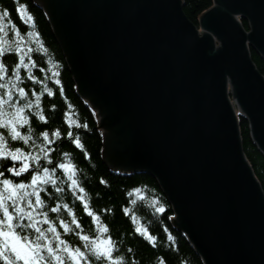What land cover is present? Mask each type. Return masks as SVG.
<instances>
[{"label": "water", "instance_id": "1", "mask_svg": "<svg viewBox=\"0 0 264 264\" xmlns=\"http://www.w3.org/2000/svg\"><path fill=\"white\" fill-rule=\"evenodd\" d=\"M34 1L97 113L109 168L156 178L204 264H264V191L239 129L249 122L264 156L250 53L264 58V0H213L200 30L182 0Z\"/></svg>", "mask_w": 264, "mask_h": 264}, {"label": "trees", "instance_id": "2", "mask_svg": "<svg viewBox=\"0 0 264 264\" xmlns=\"http://www.w3.org/2000/svg\"><path fill=\"white\" fill-rule=\"evenodd\" d=\"M182 2L184 13L196 25L199 24L202 15L214 5L213 0H182ZM28 16H32V19H27ZM242 23L248 30V22L243 20ZM17 30L20 36L24 37V41L16 35ZM28 32H32L33 36L29 37ZM36 35L40 44L47 50L46 54L42 50L33 53L35 63L31 67L36 80L32 81L23 68L20 70L24 78L20 86L25 87L30 99H35L32 96L33 91L40 97L39 109L34 106L29 113L32 135L38 138L39 144H42L43 138L39 136L41 132L47 130L52 139V131L59 130L60 136L54 138L55 143L47 146L54 149V154L49 155L53 161L74 165L80 185L85 189L84 199L88 202L89 208L100 217L98 223L101 233L104 238L110 235L115 241L117 246L115 255L124 257L126 264L132 262L160 264L161 257L165 264H204L187 237L177 229L174 222L175 213L156 178L148 173H121L110 169L107 165L103 156V134L99 129L96 114H93L94 111L77 92L73 74L44 10L37 6L34 0H0V41L5 47L10 41L17 44L26 42L35 50L38 47L34 42ZM250 53L252 61L264 76L263 57L254 49H251ZM3 62L10 75L17 58L6 54ZM57 80L59 84H56ZM46 89L50 90L52 95H48ZM37 110L40 115L45 116V121H38L35 115H32ZM239 124L245 156L264 191V156L251 139L249 122L240 119ZM84 125L87 127L85 128ZM27 128L28 125L22 131L26 133ZM68 131L73 133L72 143L67 142ZM76 137L79 138L80 145L75 143ZM6 139L8 147L12 149L19 146L24 151L36 152V149H29L22 142H12L7 134ZM64 153L68 156L64 157ZM42 166L51 167L43 162V159ZM7 167L8 164L5 162L4 168ZM34 168L35 165L33 170ZM57 175L60 173L58 172ZM19 181H30V174H22L17 182ZM67 183L66 180L64 183H58L63 189L62 193H55L50 185L45 186L49 191L42 194L45 200L42 211L48 212L49 219L56 223L63 239L73 247L82 246L83 242L76 235L81 229H76L73 225L72 232L63 234L59 220L63 219L71 225V217L64 210L63 204L68 203L74 210L82 225L83 234L95 237L96 225L92 224L91 217L84 213L80 200L71 189L67 188ZM134 188L140 191H132ZM153 197L159 198L163 211L158 210L159 205L154 202ZM57 201L61 205L60 212L52 213L50 208ZM104 225H107L106 232ZM136 228L141 229L143 236L135 231ZM147 235L157 237L155 244L144 239Z\"/></svg>", "mask_w": 264, "mask_h": 264}, {"label": "snow or ice", "instance_id": "3", "mask_svg": "<svg viewBox=\"0 0 264 264\" xmlns=\"http://www.w3.org/2000/svg\"><path fill=\"white\" fill-rule=\"evenodd\" d=\"M27 19H32V16H28ZM16 35L24 41L19 30ZM27 35L31 37L33 33L28 32ZM34 42L38 46L35 50L26 42L17 44L10 41L5 47L0 41V264H66V261L67 264H126L124 257L115 255L117 246L112 237L109 235L104 238L101 233L98 223L100 217L89 208L88 202L84 199L85 189L80 185L74 165L51 159L49 154H54V149L47 146L55 143L54 138L60 136L59 130L52 131V139L47 130L41 132L39 136L43 138L42 144H39L38 138L32 135L29 113L34 106L39 109L40 97L33 91L32 96L35 99H30L25 87L20 86L24 79L20 70L23 68L32 81L36 80L31 67L35 63L33 53L42 50L46 54L47 50L40 44L38 35ZM6 54L17 58L10 75L3 62ZM26 59L27 62H25ZM56 84H59V80ZM46 91L48 95H52L50 90L46 89ZM21 100L24 102L21 103ZM32 115H35L38 121H45V116L40 115L38 110ZM26 125L28 128L25 133L22 129ZM84 127L86 128L87 125ZM6 134L12 142H22L29 149H36V152L24 151L19 146L14 149L8 147ZM67 136V142L72 143L73 133L68 131ZM75 143L80 145L78 137L75 138ZM63 156L67 157L68 154L64 153ZM42 159L51 167L42 166ZM5 162L8 164L7 168H4ZM33 165H35L34 170ZM58 172L60 175H57ZM22 174H30V181L17 182ZM65 180L68 182L67 188L71 189L80 200L84 213L91 217V223L96 225L95 237L83 234L82 225L74 210L68 203L63 204L64 210L71 217V225L63 219L59 220L63 234L72 232L73 225L76 229H81L76 235L83 242L82 246L73 247L63 239L56 223L49 219L48 212L42 211L45 206L42 194L49 191L45 186L50 185L52 191L62 193L63 189L58 186V183H64ZM132 191L140 190L134 188ZM153 200L159 205L158 210L163 211L159 198L153 197ZM38 209L41 210L38 211ZM60 209L61 205L57 201L50 211L59 213ZM104 231H107V225H104ZM135 231L143 236L141 229L136 228ZM144 239L155 244L157 237L147 235ZM159 260L160 264H165L162 257Z\"/></svg>", "mask_w": 264, "mask_h": 264}, {"label": "bare ground", "instance_id": "4", "mask_svg": "<svg viewBox=\"0 0 264 264\" xmlns=\"http://www.w3.org/2000/svg\"><path fill=\"white\" fill-rule=\"evenodd\" d=\"M183 7H184V5H183ZM188 18V17H187ZM240 21V23H241V25L244 27V25H243V23H242V19H240L239 20ZM244 30L245 31H247V32H249L250 31V25H249V23H248V30L244 27ZM262 57V56H261ZM264 59V58H263ZM254 63V62H253ZM255 64V63H254ZM256 66V65H255ZM257 68V67H256ZM260 72V71H259ZM264 77V76H263ZM245 120V119H244ZM239 123H240V119H239ZM239 129H240V124H239ZM250 129V128H249ZM252 168V167H251ZM138 173H148V172H144V171H137ZM148 174H150V173H148ZM151 175V174H150ZM153 176V175H152Z\"/></svg>", "mask_w": 264, "mask_h": 264}, {"label": "rangeland", "instance_id": "5", "mask_svg": "<svg viewBox=\"0 0 264 264\" xmlns=\"http://www.w3.org/2000/svg\"><path fill=\"white\" fill-rule=\"evenodd\" d=\"M44 13H45V11H44ZM45 15H46V18H47V20H48V17H47V14L45 13ZM49 21V20H48ZM192 22V21H191ZM197 27H198V29L200 30V26H199V24L197 25ZM216 44V46H218V43H215ZM66 60V59H65ZM67 63V62H66ZM68 65V64H67ZM258 69V68H257ZM259 71V70H258ZM241 139H242V137H241ZM242 148H243V144H242ZM243 151H244V149H243ZM250 164V163H249ZM253 170V169H252ZM254 172V171H253ZM255 174V173H254ZM256 176V175H255ZM257 178V177H256Z\"/></svg>", "mask_w": 264, "mask_h": 264}]
</instances>
